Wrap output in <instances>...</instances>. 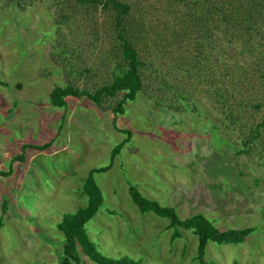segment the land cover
<instances>
[{
	"label": "rangeland",
	"instance_id": "rangeland-1",
	"mask_svg": "<svg viewBox=\"0 0 264 264\" xmlns=\"http://www.w3.org/2000/svg\"><path fill=\"white\" fill-rule=\"evenodd\" d=\"M90 1L0 0V172L11 171L0 177V264H58L63 236L57 225L86 206L88 173L110 164L93 174L103 203L85 225L103 256L199 264L197 238L180 230L171 243L168 221L139 212L131 185L182 218L202 214L220 231L254 228L242 244L208 243L206 264H264L263 146L250 149V157L237 155L247 131L243 124L226 126L227 112L246 117L244 124L262 114L250 116L249 106V100L264 101L262 79L253 85L231 64L244 67L259 56L232 52L264 49V14L247 32L225 22L238 16L235 0H115L129 6L119 26L145 64L142 92L123 114L113 113L119 95L100 105L68 97L64 108H52L54 87L93 93L125 67L115 11L102 9L105 0ZM240 38L252 39L243 46ZM172 84L173 90L166 87ZM211 86L232 94L227 110ZM242 96L247 106L238 108ZM180 97L188 99L186 107ZM124 130L130 141L111 159ZM24 146L23 161L13 163Z\"/></svg>",
	"mask_w": 264,
	"mask_h": 264
},
{
	"label": "trees",
	"instance_id": "trees-1",
	"mask_svg": "<svg viewBox=\"0 0 264 264\" xmlns=\"http://www.w3.org/2000/svg\"><path fill=\"white\" fill-rule=\"evenodd\" d=\"M238 1V3H236V0L234 2L235 4H239L234 7L236 10L235 15L238 16H235L236 19H228L232 18V16L225 18V22H229L230 25L228 26L231 27H234L235 24H237L238 26H244L247 32H250L252 29L254 30V27L258 24V20L260 19L261 15L264 14V0ZM90 2L99 3L96 0H92ZM108 6L113 8L116 13L115 25L116 30L118 31L117 37L121 43V60L123 61L125 67H123V70L119 74L112 78L111 82L106 85L100 86L93 93L77 91L70 85L64 86L62 88L54 87L48 96V103L50 107L59 109L64 108L67 105L66 98L68 97H86L93 103L100 105V102L103 99H113L119 95V100L115 108L113 109V113L117 115L123 114L125 111L124 105L128 102H133L137 98L138 94L142 92L140 69L143 66L145 68V64L139 59L136 51L124 39L119 26L121 18L129 11V6L125 3H120L115 0H105L103 1V3H101L102 9H106ZM251 39L252 38H240V41L244 46L247 41L250 42ZM253 48L254 47H249L248 50L241 48L240 50L232 53H235V55H237L236 57L240 58L245 57L246 54L253 55L254 52H259V56H254L252 61H250L248 64L243 63L244 67L238 66V64H235L234 62H232L231 65H233L232 67L234 70H237L239 72L237 74L242 73V78L250 79L253 85H256L258 80L257 78L262 79V82L259 84V86L264 87V49L261 50L259 47H257L256 49ZM228 60L232 61L230 54H228ZM251 68H256L257 70L254 71L251 70ZM230 69L232 68L230 67ZM189 76L190 75L188 73L186 78H188ZM183 77L185 78V76ZM166 87H168V89L170 90H173V88H175L173 84ZM211 92H213V99L215 100V97H217L221 108L223 110H227L231 99L230 96H232V94H230L228 90L222 91L217 88H213ZM186 100L188 99L180 97V102H183L180 104V107H183V105L185 107L187 106L184 102ZM247 102L248 100L246 99V97L242 96L240 100L236 101V106H238V108H244L247 106ZM249 106L254 109L250 116H254L256 115V113L262 111V114L258 121H254L253 123L247 121L248 124H244L243 119L244 121L247 120L246 117H243V119H237L233 114L227 112L229 124H226V126H238L240 124H243L245 126V130L247 131L245 132L246 138L242 141L241 147L236 151V154L250 157L253 155L250 149H254L257 146L262 145L263 150L259 151L258 154L263 159L261 161L264 167V101H261L260 99H256L255 101L249 100ZM122 133L126 135V138L112 149L111 159L117 156L120 153L122 147L130 141L131 132L128 130H124L122 131ZM51 143L52 142H48L43 146L37 148L40 150L46 149L51 146ZM25 148V146L22 147L23 150L21 149V155H19L17 158H14L13 163H15L16 161L17 163L23 161V153ZM110 167L111 164L103 168L92 170L90 173H88L82 186L83 195H85L87 198L86 206L79 208L72 214L64 215L61 222L57 225L58 230L63 236V242L61 243L60 248V261L58 264H81L80 255H84L87 260L94 264H139L137 261L128 257L112 259L103 256L96 249L94 243L90 241L85 231L86 223L96 215L103 203L101 191L93 181V174L106 172L110 169ZM10 173L11 171L0 172V177L7 176ZM128 193L132 199V203L139 212H151L154 215L168 221L166 229L172 230V234L170 237L171 243L174 242L175 239L181 237V233L179 232L180 230L191 232L192 235L197 238L196 260L199 264H206L204 261V254L208 243L211 242L218 245L242 244L244 243L246 238L249 237L250 234L254 231V228L252 227H243L240 229H227L224 231H220L210 219L206 218L202 214H195L190 217L182 218L178 215L177 211L173 207L161 206L156 201L148 200L147 198L143 197L134 186H128ZM6 204L7 202L5 200H2L1 212L3 215L6 212ZM1 221L2 217H0V225Z\"/></svg>",
	"mask_w": 264,
	"mask_h": 264
}]
</instances>
